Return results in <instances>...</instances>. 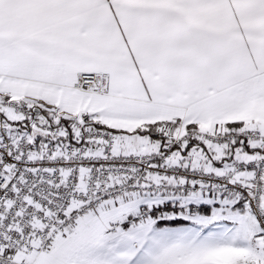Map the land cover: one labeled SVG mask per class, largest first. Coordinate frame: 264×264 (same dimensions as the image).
Segmentation results:
<instances>
[{"label":"snow or ice","instance_id":"obj_1","mask_svg":"<svg viewBox=\"0 0 264 264\" xmlns=\"http://www.w3.org/2000/svg\"><path fill=\"white\" fill-rule=\"evenodd\" d=\"M0 264H264V0H0Z\"/></svg>","mask_w":264,"mask_h":264},{"label":"built area","instance_id":"obj_2","mask_svg":"<svg viewBox=\"0 0 264 264\" xmlns=\"http://www.w3.org/2000/svg\"><path fill=\"white\" fill-rule=\"evenodd\" d=\"M38 190L43 194L47 195L50 192H55L56 189L50 188L46 183L39 185Z\"/></svg>","mask_w":264,"mask_h":264}]
</instances>
